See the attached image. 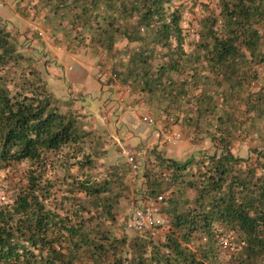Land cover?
Segmentation results:
<instances>
[{
	"label": "trees",
	"instance_id": "1",
	"mask_svg": "<svg viewBox=\"0 0 264 264\" xmlns=\"http://www.w3.org/2000/svg\"><path fill=\"white\" fill-rule=\"evenodd\" d=\"M27 1L17 12L55 45L88 51L108 84L179 112L192 143L212 146L183 160L155 147L132 186L102 130L49 87L52 65L35 58L53 63L45 35L0 17V264H264V0H219L191 51L182 0ZM255 132L261 145L237 154ZM23 162L25 176L11 177ZM133 195L158 202L157 236L121 221Z\"/></svg>",
	"mask_w": 264,
	"mask_h": 264
},
{
	"label": "rangeland",
	"instance_id": "2",
	"mask_svg": "<svg viewBox=\"0 0 264 264\" xmlns=\"http://www.w3.org/2000/svg\"><path fill=\"white\" fill-rule=\"evenodd\" d=\"M17 1L18 0H0V17L3 18L4 20H9L12 23L14 22L15 25H18L16 24V22L17 23L23 22V19L20 16H18L16 12V7L18 5ZM20 1L21 3L25 2V0H20ZM182 1H185L187 4V9L184 14L183 25L188 33V43L186 44V47L188 48V50L191 51L193 49V46L189 43L199 38L198 32L201 29L200 20L204 16H207L211 13H215L216 15H218L220 13V3L219 0H182ZM26 2L28 1L26 0ZM38 22L36 21L37 26H39ZM44 35H45L44 37L46 44L44 50H47L51 54L52 59L50 60H53V63L49 64V61L47 62V59L41 54L35 56V58L37 59L39 68L46 69L47 64L52 65L50 66L51 67L50 74H47L46 72V79L48 81L49 87L58 96V98L62 99L63 101L65 100L71 101L73 106L72 109H74V111L80 113L81 115L82 113L86 114L82 116L83 120H85L84 124L91 125L92 127L90 128H93L94 130L95 129L102 130V132L104 133L103 135H105L104 139L106 142L104 148L112 144V146L110 145L111 149H108L110 150L111 154L114 148L115 150L114 154L125 156L128 161H129V155L134 157L135 159L134 164L137 165V170L131 171L128 177V182L131 183L132 186L136 180H137L136 182L137 184H139V182L141 184V182L143 181L141 179L142 177L141 163L146 162L148 157L147 158L145 157L143 150L141 151V154L135 152L136 149H133L132 145H134L136 141L139 142L143 141L144 142L143 144L145 145V142H148V137L146 136L143 138V140H140V138L142 137L139 136L136 137L135 139V137H132V135L134 133L140 132L141 127L139 129H134L133 127H128L127 125L129 124L127 123H126L125 133L120 135L115 125L120 127L121 123H116L117 118H115L114 116L115 115L114 112L117 110L116 107L120 105V103H122L120 107L121 113H124L129 105H131L132 108H135V105L133 104L132 101L133 97L129 95L130 94L129 92L120 91L117 89V87L114 84L107 83L110 76L108 73L109 70L100 66L98 60L90 57L88 53H86L88 51L84 50L83 48H80L78 50V53H73L69 49H67L66 46L59 47L57 44L55 45L53 39L48 33L44 32ZM70 56L71 58L67 59ZM100 68L101 71L102 70L106 71L105 73L106 80L104 82L99 78ZM99 83L102 88H99L98 86ZM71 88L75 91V94L71 93L70 91ZM240 96H243V98L245 97L244 94H241ZM129 111H132V109H130ZM144 114L153 117L155 121L154 123L151 124L139 117L144 123H146L145 125L146 129H148L150 126L153 125H161L163 128L164 139L166 142L164 143L165 144L163 147L164 150H162L163 153L176 155V150H177L179 154L178 155L179 159L183 160L184 157L186 156L188 157L190 153L194 152V150L211 149L212 143L210 141V138L206 136L199 138L197 140L198 142L197 145L193 144L192 138L195 136L194 133L189 128L183 127L178 121V119L177 121L175 120V123L174 122L170 123V121L168 120H162V121L159 120V118L153 116L151 113H143V115ZM175 114L179 115V112L178 113L176 112ZM123 119L127 120L125 118ZM122 122H126V121H122ZM94 125L96 126V128H94ZM88 128L89 126L87 127V129ZM171 128H174L179 133L180 140L176 144H172L166 140V132ZM258 131L260 134H263L262 135L263 137L264 124H260ZM144 132L145 131L142 129L141 134H143ZM118 135L120 136L121 141H123L125 145L123 143L118 142L121 144L119 145L120 147L118 146L115 138ZM259 135H257V132H255V137H256L255 139L247 137L241 141H238L235 144V152L241 156L247 155L248 148L251 145L253 146L261 145V139ZM88 143L89 140H87L86 146H87V152L88 151L90 152V148H89L90 144ZM97 144L98 146H101L100 143ZM130 148L133 149L132 152L130 151L131 150ZM117 151H119V153ZM110 158H112V155H110ZM117 158H121V157L117 156L116 158H114L113 156L112 159L117 160ZM100 163H103L102 159L100 160ZM29 165H30L29 162L20 163L19 165L16 166L14 172L10 174L11 177L14 178L24 177L25 172L29 168ZM139 166H140V170H139ZM100 170H104V169L103 168L101 169L100 167ZM7 175H9L7 171L0 172V176L2 178L6 177ZM152 202L159 207L158 202L154 200L145 199L143 198V196H137V197H135L134 195L131 196V199H129V201L127 200L124 201L123 206H121V213L123 214V218L121 219V221H126L129 219L133 207H137V206L143 207ZM158 216H163L161 215L160 211L155 215V218H157ZM128 231L130 233H134L133 230L129 229Z\"/></svg>",
	"mask_w": 264,
	"mask_h": 264
},
{
	"label": "crops",
	"instance_id": "3",
	"mask_svg": "<svg viewBox=\"0 0 264 264\" xmlns=\"http://www.w3.org/2000/svg\"><path fill=\"white\" fill-rule=\"evenodd\" d=\"M25 2H26V0H25ZM25 2L22 3V5H25L26 4ZM16 12H17V8H16ZM17 15L20 16L23 19V22L22 23H17L16 22V24H18V25L15 26L16 28H18L19 30H26V29H29V28L32 29V30L39 29L44 34V32H45V30H44L45 29V26L43 24H41L40 22H38V20H36V21L39 23L38 24L39 26H37V23H36L35 20H33L31 18H26L23 15H21L19 12H17ZM6 21L12 23L9 20H6ZM69 58H71V56L68 57L67 59H69ZM50 69H51V67H49V71H50ZM98 86H99V88H102L101 85H100V83L98 84ZM70 91H71V93H74L75 94V91L72 88L70 89ZM129 95L131 97H133L132 98L133 100L132 99L131 100L133 101V104L135 105V108L134 109L136 111H139L140 115H143V113H151L153 116H156L161 121L165 119V114L162 112V110L157 114L158 110L161 109V106L162 105H159L157 107L156 103L155 104L154 103H150L149 102L148 95H145V94L144 95H140V94H136V95L129 94ZM74 99H76V98H74ZM121 104L122 103H120V105H118L116 107L117 110L114 112V114H115L114 116H115V118H117L116 123H121V126L120 127L117 126V125H115L116 128H117V130H118V133L120 135H122L123 133H125L126 123L129 124V125H127L128 127H133L134 129H139L141 127V131L143 129L145 132L143 134H141V131L138 132V133H134L133 132L134 134L132 135V137H135V139H136V137L141 136L142 138H140V140H143V138L147 136L148 137V142H145V145H144L143 144L144 143L143 141H140V142L139 141H136V143L134 145H132V148L133 149H136L135 152H137L138 154H141V151L143 150L144 151L143 153L145 154V157L146 158L148 157V159H149V157L152 156L151 155L153 153L152 150L155 147L162 152V150H164V148H163L164 145H165L164 143H166L165 142V139H164V133H163L162 126L161 125H153V126H150L148 129H146V127H145L146 123H144L139 118V115H136V113L134 114V111H129V113L128 112L121 113V110H120ZM123 118L127 119L128 121L127 120H124ZM122 121H126V122H122ZM88 126H89V128L92 127L89 124L88 125L85 124V127H88ZM142 127H144V128H142ZM94 128H96L95 125H94ZM162 135H163V137H162ZM115 138H116V142H117L118 146L121 145L120 143H123L124 144V142L121 141L119 135L117 137H115ZM118 142H120V143H118ZM123 144H122V146H123ZM110 145L112 146V144H110ZM110 145L107 146L106 148L107 149H111L110 148ZM133 149H131L130 151L132 152ZM114 152H115V150L113 148L112 154H110V155H112V158H113V156H114V158H116L117 156L118 157L120 156L121 158H117V160L124 159L125 161H127L129 163V165L131 166V171H132L133 169H132V164H131L130 160L128 161L125 156L118 155V154L116 155V154H114ZM117 152L119 153V151H117ZM162 154H163V156H165L167 158H176V159H179V157H178L179 154H178L177 150H176V155H170L169 153L166 154V153H163V152H162ZM196 154L197 153H195V154L190 153V156L194 155V156H196V158H198ZM182 157H184V156H182ZM186 157H184V159H186ZM136 160H137V158H136ZM145 165H146V162L141 163V169H142V171H143ZM139 170H140V166H139ZM141 179L144 180L142 177H141ZM139 180H140V178H139ZM135 182H137V180ZM139 184H140V182H139ZM161 215H164V214L161 213Z\"/></svg>",
	"mask_w": 264,
	"mask_h": 264
},
{
	"label": "built area",
	"instance_id": "4",
	"mask_svg": "<svg viewBox=\"0 0 264 264\" xmlns=\"http://www.w3.org/2000/svg\"><path fill=\"white\" fill-rule=\"evenodd\" d=\"M100 74L99 78L104 82L106 80L105 73L106 71H101V68L99 69ZM118 90L125 91V92H131L130 88H128L126 85L120 84L119 82L114 84ZM130 109L134 111L137 115H139L140 118L145 120L149 123H154V118L148 115H140L138 111H136L134 108H132L131 105L128 106V108L125 110V112H128ZM142 116V117H141ZM166 120L175 123L176 115L172 114L170 117H166ZM166 140L169 141L172 144H176L179 142L180 137L179 133L174 129L171 128L166 132ZM129 160L132 164V169L135 171L137 170V165L134 164V157L129 155ZM159 207L155 203H150L148 205H145L143 207H133V210L130 214V217L127 221V228L130 230H133L135 232L139 233H150L151 235L157 236L159 233H161V226H163L166 223V218L164 216H158L155 218V215L159 213Z\"/></svg>",
	"mask_w": 264,
	"mask_h": 264
}]
</instances>
